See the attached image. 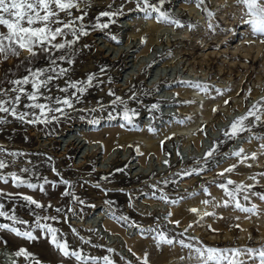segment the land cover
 Segmentation results:
<instances>
[{"label":"rangeland","instance_id":"1","mask_svg":"<svg viewBox=\"0 0 264 264\" xmlns=\"http://www.w3.org/2000/svg\"><path fill=\"white\" fill-rule=\"evenodd\" d=\"M150 2L159 4V0ZM204 7L213 12L211 19L202 11ZM117 9L121 14L111 21L108 17L97 20L101 12ZM86 10L83 23L88 35L74 45V63L61 66L69 68L64 79L84 81L94 74L93 86L78 103L74 101L75 110L66 109L50 124L29 125L8 117L9 123L0 125V147L26 154L15 158L5 154L9 167L0 174L16 172L37 185L45 179L50 182L44 185L43 193L24 186L16 188L10 178L8 183L0 182L3 210L26 222L14 226L38 237L28 241L0 230V264H35V260L41 264H77L54 249L46 229L42 232L38 227V218L39 224L58 229V235L62 233L73 250L97 257L109 255L114 264H140L137 257L143 258L145 253L148 264H188L180 259L187 250L179 245L156 247L152 237L160 231L176 238L184 233L213 247L264 246V201L251 194H264V140L254 138L264 137V124L257 123L251 131L232 139L225 135L253 104L264 105V44L254 40L249 26L241 22L234 0H205L200 8L195 0H166L161 10L179 20L180 27L157 22L155 13L153 18L144 19L136 0H89ZM73 14L80 15L75 10ZM97 23L109 26L93 28ZM122 50L129 52L116 61ZM30 59L22 52L18 58L0 64V79L6 73L19 78L27 74V68L47 67L43 54L31 63ZM139 63L146 67L139 69ZM124 64L126 68H122ZM155 73L159 79L152 86ZM64 79L53 81V85L64 87ZM124 80L133 81L124 88ZM193 84L206 85L207 91L188 86ZM0 86L11 87L7 83ZM52 94L65 95L56 87ZM116 97L124 103L113 104ZM125 107L136 115L131 125L121 127ZM21 108L26 110L23 105ZM110 113L115 119L109 120ZM94 120L99 123H91ZM252 120L250 117L245 123ZM71 127L74 131H67ZM182 128H187L185 134L178 133ZM69 138L81 141L78 148L70 149ZM240 149L241 157L232 155ZM210 151L213 155L208 157ZM253 154L256 159L251 158ZM244 156L249 158L241 163ZM233 165L236 167L231 173L219 175ZM24 168L30 171L21 172ZM61 179L69 181L70 187L61 184ZM229 179L233 185H227ZM220 184L230 191L236 184L253 185L248 200L243 194L237 199L244 207L255 204L256 213L241 212L232 201L225 207L229 198ZM65 191L79 199L63 195ZM22 195L31 196L44 207L27 205ZM185 206L205 210L202 216L198 212L199 218L192 213L189 220L179 212ZM57 208L62 211L58 213ZM174 221H179V226ZM0 223L13 226L2 217ZM189 224L193 226L188 228ZM81 238L89 243L84 244ZM20 248L31 255L16 256Z\"/></svg>","mask_w":264,"mask_h":264},{"label":"snow or ice","instance_id":"2","mask_svg":"<svg viewBox=\"0 0 264 264\" xmlns=\"http://www.w3.org/2000/svg\"><path fill=\"white\" fill-rule=\"evenodd\" d=\"M165 2L166 0H159V4L157 5L151 3L150 0H136L137 9L144 13V19L153 18V13H155L154 19L157 22H164L180 27L181 22L179 20L173 19L169 12L161 10ZM195 3L196 7L200 8L201 5L205 4V0H195ZM234 4L239 7L241 22L249 26L253 39H258L261 44H264V0H234ZM88 7L89 0H0V64L5 63L11 58H18L22 52H27L31 59L43 54L44 58L48 61L47 67L27 68V74L22 77L10 78L9 73H6L5 77L0 79V85L5 83L11 85V87L0 86V125L9 123L8 117L29 125L50 124L60 119L65 114L66 109L75 110L74 101L78 103L79 97L83 96L93 86V81L96 79L94 74H89L84 81L64 79L68 75L69 68L61 66V64L66 63L70 67L74 63L72 59V56L75 55L74 45H76L81 37L88 35L83 23L85 17L88 15L86 10ZM74 10L79 12L80 15H74ZM202 11L205 12L209 19L212 18L213 12L208 11L207 7H204ZM120 14V9L104 11L99 14L97 20L100 17H108L111 21L113 17ZM108 26V23H97L92 27L107 28ZM208 27L212 29L213 25L209 23ZM67 36H71L72 39H64ZM56 52L62 54L56 56ZM31 59L29 63H31ZM58 79H64V87L53 85V81ZM28 86H30V90ZM188 86L200 89L201 91H207L206 85L193 84ZM53 87H56L59 92L65 95L62 97L54 96L52 94ZM70 89L73 91L69 94ZM217 94H220L219 90H217ZM109 95L114 94L109 92ZM112 103L123 104L124 102L120 97H116ZM22 105L23 109L26 110H22ZM155 107L156 105H153V108ZM135 115V113H130L127 107H125L121 116L124 124L120 126L125 127V125H131ZM250 117L253 118L252 122L246 124L245 121L249 120ZM112 119H115V117L110 113L109 120ZM91 123L98 124L99 121L94 120ZM257 123L264 124V105H261L260 102L253 104L245 116L234 121L231 125L230 132L225 133V135H228L229 139L235 138L245 131H251ZM254 138L264 140V137ZM261 148H264V144H261ZM213 151L208 152L206 155L211 157ZM242 152L243 149H240L232 153V155L241 157ZM5 154L13 158L26 155L23 152L17 151L7 152L6 149L0 147V171L9 167V161L3 158ZM248 158L244 156L241 163ZM251 158L256 159L255 154ZM11 163H15V160ZM235 167L233 165L232 167L226 168L219 175L224 176L225 172L231 173ZM29 171L30 169L28 168L21 169V172L24 173ZM189 174L191 173H186V175ZM261 175H264V173ZM9 178L16 188L24 186L30 190L38 189L41 193L45 191L44 185L50 183L45 179L42 184L37 185L29 182L28 179L22 178L16 172H11L8 176L0 174V182L8 183ZM252 179H255V177H252ZM60 183L69 185L70 187V182L67 180L61 179ZM233 184L234 181L227 180V185ZM227 185H218L229 198L228 201L224 202V206L227 207L229 201H232L234 202L235 209L244 213L255 214V204L250 208L244 207L237 199L238 194H243V199L248 200V193L251 192L254 186L236 184L234 189L230 191ZM94 187L99 188V185H94ZM205 192H207V189H205ZM251 194L258 196L261 201H264V194L255 192H251ZM63 195L68 196L72 194L69 191H65ZM20 198L27 205H34L37 209L44 207L31 196L22 195ZM72 199L75 201L79 198L72 195ZM161 199L167 202L166 197H161ZM80 203H83V201L81 200ZM203 203L207 205L209 201L205 200ZM48 207H51V205H48ZM3 209L4 205L0 203V217L10 220L13 226L0 223V230H6L28 241H34L38 238L33 235L32 231H20L15 227L14 225L16 224L26 222L19 220L14 214H9ZM56 211L59 213L62 209L57 208ZM190 211L197 213L198 210L193 208ZM168 215L171 216V213ZM205 215L212 214L205 213ZM43 219L55 220L56 217H43ZM120 219L127 220V217H121ZM173 223L179 226V221H174ZM37 225L42 232L46 229L49 243L62 257L72 258L77 264H114V261L109 255L97 257L85 254L82 250H73L70 244L62 239L63 234L59 233L58 235V229L39 224V218ZM192 226V224H189L188 228ZM188 228L185 229V232L188 231ZM148 231L151 232L152 229ZM179 237H170L164 231H160L152 239L157 248L164 245L174 248L179 245L182 250H187V255L181 256L180 259L182 261H188V264H264V246L259 248H221L204 245L198 239L184 236V233H180ZM81 241L84 244L89 243V241L83 238H81ZM107 251L111 253L113 249H107ZM15 255L28 258L31 254L24 248H20ZM132 255L135 256L136 254L132 253ZM33 259L35 260L34 257ZM137 259L140 261V264H148L147 253H145L143 258L137 257ZM35 264H41V262L35 260ZM126 264H130V262L126 261Z\"/></svg>","mask_w":264,"mask_h":264},{"label":"bare ground","instance_id":"3","mask_svg":"<svg viewBox=\"0 0 264 264\" xmlns=\"http://www.w3.org/2000/svg\"><path fill=\"white\" fill-rule=\"evenodd\" d=\"M120 50V49H119ZM130 50V49H129ZM129 50L128 51H125V50H122L121 52H119L120 54H119V58H116L115 60L117 61V60H119L120 59V57H123V56H126L127 55V52H129ZM236 50V49H235ZM225 51H227V50H225ZM234 51V50H233ZM220 52V51H219ZM222 52V51H221ZM231 54V53H230ZM128 57H129V55H128ZM115 60L113 61V62H115ZM128 61V60H127ZM130 61V60H129ZM152 60H149V62H151ZM123 63H125V62H123ZM127 63V62H126ZM137 66L139 67V69H142L144 66L146 67V65H144V64H142V63H139V64H137ZM127 67V64H124L123 66H122V68H126ZM158 76V74L157 73H155L154 74V77L156 78V79H153V81H152V86H154L155 84H157V79H159V77H157ZM125 81V80H124ZM131 81H133V80H129V81H125V83H126V86L124 87V88H128L129 86H130V83H131ZM137 83V82H136ZM137 85V84H136ZM200 96V95H199ZM158 99H162L161 97L160 98H158ZM198 99L200 100L201 98L200 97H198ZM199 100H198V103H199ZM202 100V99H201ZM202 102V101H201ZM197 107V106H196ZM199 108V107H198ZM201 108V107H200ZM203 108V107H202ZM196 110V109H195ZM202 116L204 117V114H202ZM198 118V117H197ZM207 118V117H206ZM198 120H199V118H198ZM197 120V121H198ZM201 120V119H200ZM203 122V121H202ZM196 124V123H195ZM194 126H196V125H194ZM193 126V127H194ZM187 127H190V126H187ZM173 128V127H172ZM191 128V127H190ZM176 129V128H175ZM175 129H174V131H175ZM186 130H187V128H182V129H180L179 130V134H185L186 133ZM67 131H74V128L73 127H71L70 129H68ZM173 131V130H172ZM121 139H123L122 137L119 139V140H121ZM150 139H152L151 137H149L148 138V140H150ZM138 140V139H137ZM144 140H147L146 138H144ZM80 143H81V141H79ZM79 142H77L76 141V139L74 138H69L68 139V143H69V145H70V149H74V147L75 148H78V146L80 145L79 144ZM107 142H109V140L107 141ZM111 142V141H110ZM147 142V141H146ZM146 142H145V145L146 146H148L147 144H146ZM108 144H110V143H108ZM110 146H111V144H110ZM76 150V149H75ZM74 151V150H73ZM134 172V171H133ZM137 174V173H136ZM130 177V176H129ZM134 177V176H133ZM198 211H197V218H199L200 216H198V212L200 213L201 212V216L203 215V211L205 210L203 207H198V209H197ZM181 214V216H185L186 218H190V216H193L192 215V212L190 211V209H188V206H185V207H183V208H181V210L179 211ZM176 215V214H175ZM177 217H179V216H177ZM195 218H196V216H195ZM201 219V218H200ZM199 219V220H200ZM189 220H191V218L189 219ZM198 223V222H197ZM260 223H262V221L260 220ZM139 230V229H138ZM128 234H129V232H128ZM213 237V236H212ZM135 249V248H134ZM137 250V249H136Z\"/></svg>","mask_w":264,"mask_h":264}]
</instances>
